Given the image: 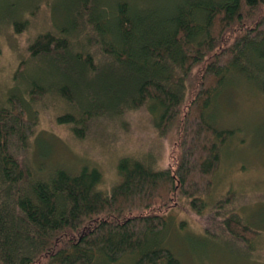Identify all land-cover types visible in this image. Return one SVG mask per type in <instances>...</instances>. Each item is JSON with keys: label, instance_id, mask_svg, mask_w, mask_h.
<instances>
[{"label": "trees", "instance_id": "1", "mask_svg": "<svg viewBox=\"0 0 264 264\" xmlns=\"http://www.w3.org/2000/svg\"><path fill=\"white\" fill-rule=\"evenodd\" d=\"M163 7L160 0H57L54 30L38 34L28 51L33 64L54 63L52 91L70 110L76 105L57 120L78 139L100 119L146 108L161 136L179 129L177 165L155 169L124 156L109 189L100 188L97 167L72 174L57 165L45 173L26 156L36 127L29 100L12 94L0 108V264H120L130 255L134 264H181L158 240L167 228L162 210L175 194L200 216L207 209L234 133L209 120L216 94L231 73L264 91V0ZM27 26L14 21L17 33ZM27 64L20 61L18 77ZM28 82L31 101L51 91L45 81ZM234 198L228 193L212 216L224 233L250 244L258 233L238 213H222Z\"/></svg>", "mask_w": 264, "mask_h": 264}, {"label": "rangeland", "instance_id": "2", "mask_svg": "<svg viewBox=\"0 0 264 264\" xmlns=\"http://www.w3.org/2000/svg\"><path fill=\"white\" fill-rule=\"evenodd\" d=\"M55 1L0 0V108L8 106L12 94L28 98L27 110L36 120L26 155L30 164L45 173L57 165L71 173H77L84 165L97 167L104 174V189L120 179L118 162L124 156L146 159L159 169H173L179 155L180 131L176 127L165 137L161 136L146 108L129 112L120 119H100L84 139H78L67 125L58 122L65 107L74 112L76 105L70 110L52 91L54 63L33 64L28 51L38 34L54 30ZM170 2L160 0L163 8ZM20 19L27 21L28 26L17 33L14 21ZM23 59L28 62L27 69L18 77ZM31 78L45 81L51 90L36 102H31L27 89ZM209 120L216 127L234 133L223 146L222 164L214 176L213 191L205 197L207 209L200 216L187 200L175 194L172 203L162 210L169 223L158 240L175 253L181 264H264V91L258 82L231 73L216 94ZM230 192L235 197L232 206L222 213L228 209L238 213L258 233L250 244L224 233L220 227L223 223L212 216L217 212L216 204ZM208 220L211 234L204 223ZM134 261L135 257L130 255L120 264H134Z\"/></svg>", "mask_w": 264, "mask_h": 264}, {"label": "bare ground", "instance_id": "3", "mask_svg": "<svg viewBox=\"0 0 264 264\" xmlns=\"http://www.w3.org/2000/svg\"><path fill=\"white\" fill-rule=\"evenodd\" d=\"M44 93H45V92H44ZM31 102H34V101H31ZM35 102H36V101H35ZM168 133H170V132H168ZM168 133H167V134H168ZM84 166H86V165H84ZM84 166H83V167H84ZM87 166H88V165H87ZM90 167H91V166H90ZM81 168H82V167H81ZM154 168H155V167H154ZM64 169H66L67 171H69L66 167H64ZM155 169H157V168H155ZM80 170H81V169H80ZM80 170H79V171H80ZM79 171H78L77 173H79ZM69 172H70V171H69ZM70 173H71V172H70ZM77 173H72V174H77ZM103 180H104V174H103ZM100 188L103 189V182H102V184H100ZM205 197H207V196H205ZM168 223H169V221H168V219H167V224H168Z\"/></svg>", "mask_w": 264, "mask_h": 264}]
</instances>
